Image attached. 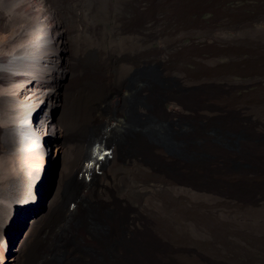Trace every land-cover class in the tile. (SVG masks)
Instances as JSON below:
<instances>
[{
  "label": "rangeland",
  "instance_id": "rangeland-1",
  "mask_svg": "<svg viewBox=\"0 0 264 264\" xmlns=\"http://www.w3.org/2000/svg\"><path fill=\"white\" fill-rule=\"evenodd\" d=\"M47 1L57 17L72 12L76 17L75 25H58L59 30H65L59 46L65 50L62 59L66 69L79 62L74 60L76 56L72 59L71 39L81 28L98 45L95 64L81 68L83 72L69 80V86L87 94L94 90V84L101 83L108 90L111 79L121 68L133 66L137 71L130 80L135 92L128 104L129 124L111 133L120 142L121 158L133 150L129 141L143 136L138 135L140 130L152 121L141 116L138 103L143 102L145 93L135 79L144 69L156 72L157 66L165 80L158 81L152 70L143 75L158 86L160 96L157 94L156 102L159 101L157 105L163 115L170 114L172 109L166 100L169 94L184 96L189 101L188 107L181 109L183 119H164L170 132H174L173 127L177 128L175 124L180 120L189 130L195 129V135H207L202 132L204 129L209 134L215 129L227 134L229 119L242 127L236 135H230L228 143L237 139L239 143L246 135H256L257 140L264 142V0H108V14L96 10L90 19L78 16L75 7L77 11L90 7L93 0L88 1L87 7L78 0ZM104 15L108 16L105 20ZM113 97L112 93L105 94L102 111L106 114L114 111ZM102 129L101 123L92 122L81 137L91 142ZM172 134L166 137L171 144L168 146L176 152L179 142ZM215 136L224 140L221 135ZM154 152L161 158L160 168L143 165L133 187L128 178H123L120 165L113 164L114 156L108 149L107 157L103 158L105 168L87 180L77 176L70 179L64 198L82 195L84 183L93 187L103 185L104 191L117 199L126 230L141 227L144 219L151 220L150 228L169 245L168 250L155 253L156 259L165 264H264V153L254 164L233 156L232 170L199 175L200 181H209L214 187L193 188L177 184L162 171V165L164 170L173 169L171 157L163 147ZM241 166L248 168H238ZM60 169L61 161L57 158L50 167L53 187ZM221 183L233 186L242 183L253 192L237 196ZM99 194L103 197V193ZM42 202L47 207L48 199ZM83 211L84 219L89 220L96 213V205L87 199ZM175 213L185 215L177 219ZM90 220L93 229L103 231L95 217ZM53 225H41L36 253L44 239L58 229ZM58 226L60 229L63 222H58ZM59 250H55L59 253L55 258L60 263L65 255H77L70 244Z\"/></svg>",
  "mask_w": 264,
  "mask_h": 264
},
{
  "label": "bare ground",
  "instance_id": "bare-ground-1",
  "mask_svg": "<svg viewBox=\"0 0 264 264\" xmlns=\"http://www.w3.org/2000/svg\"><path fill=\"white\" fill-rule=\"evenodd\" d=\"M78 1L87 7L90 0ZM89 4L87 8L79 5V11L75 7L78 16L90 19L94 11L106 12L109 7L108 0H93ZM72 13L57 17L47 0H0V264H165L156 259L155 253L168 250L169 245L150 228L151 220L144 219L141 227L126 230L117 199L106 193L103 185L93 187L84 183L82 195L65 199L68 181L76 176L93 178L97 170L105 168L103 158L110 149L113 164L120 165L125 174L123 178H128L134 187L143 165L160 168L161 158L154 149L163 147L171 157L173 169L164 170L163 165L161 169L170 179L193 188L214 187L209 181H200L199 175L232 170L233 156L241 162L256 163L264 153V142L257 140L256 135H246L239 143V139L228 143L230 135H236L242 127L229 119L227 125L225 121L227 134L216 129L209 134L204 129L202 132L207 135H195V129L189 130L180 120L175 121L177 128L173 127L174 132H170L165 120L183 119L181 109L188 107L189 101L184 96L169 94L166 100L172 109L170 114L163 115L157 105L159 101L156 102L158 86L143 75L155 70L144 69L135 79L145 93L138 108L142 118L152 121L140 130L138 135L144 137L129 141L133 150L121 158L120 142L111 133L129 124L128 104L135 92L130 80L137 71L133 66L121 68L111 79L108 90L101 83L94 84L96 92L91 89L87 94L69 86L67 82L78 78L83 72L81 68L95 64L98 52L97 43L81 28L71 39L72 59L76 56L74 60L79 62L70 70L63 66L65 50L59 43L65 30H59L58 25H75L76 17ZM104 16L103 20L108 18ZM155 73L158 81L165 80L159 66ZM111 93L114 111L106 114L102 105L105 94ZM95 121L103 129L94 140L87 142L82 133ZM199 130L197 133H201ZM171 133L179 142L177 147L182 154L178 150L172 152L168 146L171 144L166 136ZM215 135L223 136L224 140ZM57 158L61 169L53 187L50 167ZM221 186L237 196L253 192L242 183L236 186L221 183ZM86 198L96 205V213L89 220L83 217ZM47 199L48 205L43 207L42 201ZM180 213H175L177 219L185 215ZM93 217L102 232L93 229L94 223L90 220ZM58 222H63L60 229ZM52 223L59 230L52 231L36 253L41 225ZM69 244L77 255H65L60 263L55 258L59 254L55 250L65 249Z\"/></svg>",
  "mask_w": 264,
  "mask_h": 264
}]
</instances>
